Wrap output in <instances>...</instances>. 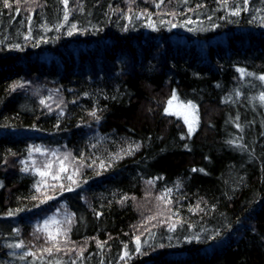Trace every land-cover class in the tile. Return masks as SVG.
<instances>
[{
	"label": "trees",
	"instance_id": "obj_1",
	"mask_svg": "<svg viewBox=\"0 0 264 264\" xmlns=\"http://www.w3.org/2000/svg\"><path fill=\"white\" fill-rule=\"evenodd\" d=\"M7 2L0 264H264V0H68L67 21L62 0ZM37 148L67 171L39 175ZM147 192L171 223L143 227ZM56 211L72 222L41 229Z\"/></svg>",
	"mask_w": 264,
	"mask_h": 264
},
{
	"label": "snow or ice",
	"instance_id": "obj_2",
	"mask_svg": "<svg viewBox=\"0 0 264 264\" xmlns=\"http://www.w3.org/2000/svg\"><path fill=\"white\" fill-rule=\"evenodd\" d=\"M62 2L64 3L65 5V15H64V20L67 21L68 19V11H67V4H68V0H62ZM221 2L227 6V0H221ZM248 3V0H244V4L246 5ZM4 6L5 7H10V5L8 4L7 0H5V3H4ZM245 11L247 10L246 8L244 9ZM17 11H19V9H17ZM239 11L240 9H236L234 11L231 12V15H239ZM188 23H191L192 21H187ZM29 23H31V19L29 17ZM149 26L151 27L152 26V22H151V19L149 18ZM177 25L173 24L172 27H176ZM73 28H75V25H73ZM72 33L69 32V35H71ZM27 38V37H26ZM238 72H240L241 76H251L252 73H247L245 72L244 69H237ZM259 80L261 81H264V75H261L258 77ZM15 87H22V85H16ZM259 101L264 104V92H261L260 96L258 97ZM178 100V97L175 93V91H173L172 93V96L171 98L167 101V107L165 108V113L166 114H169V115H180V116H183L184 118V121L186 124H188L189 126V133L192 132L193 128H192V122L189 120L188 118V113H187V109H194L195 106L191 104V102H188L187 104H182V103H175V101ZM41 103L43 104L44 101L41 100ZM91 115L95 116V112L91 113ZM97 119H99V117H97ZM229 143H232V141H229ZM138 147V146H137ZM35 151L39 152L40 149H35ZM128 152V154H130V150H126ZM89 167H91V165H88ZM51 164H45L43 165V168L42 169H37V173L41 176H46L48 175V169H51ZM100 167L103 168L104 167V163L101 162L100 164ZM22 171H28V168L25 167L23 169H21ZM60 172H66L67 171V168L64 164V161H60V169H59ZM193 171H197V169H193ZM202 171V170H201ZM79 173V169L77 168L75 170V173L74 174H78ZM60 177L57 176V175H54L53 176V179H59ZM69 180L72 181L73 184H77V181L73 179L72 176H68L67 177ZM149 183H151V181H149ZM77 186H79L77 184ZM61 187L63 188L64 185H61ZM39 191V188L37 189ZM68 191H71V187H68L67 188ZM169 192L171 190H168ZM35 199V197H33ZM46 199H52V197H46ZM160 199H164V197H160ZM45 201L44 200H41V203H44ZM198 207V206H197ZM9 215H12V213L10 212ZM99 215V214H98ZM50 221H52V218H49V220H45L44 222V225H43V230H47L48 229V225L50 223ZM55 223V221H52ZM69 223H71V219L69 218L68 220ZM174 228V226H173ZM38 230H41V229H38ZM172 230V229H170ZM62 231H64L66 233V230H61L60 228H57L55 230V233H53L52 231H48L47 232V241L50 242L52 244V247L50 248H45L43 249V251L51 254L52 253V250L53 248H56L57 251H60V249L58 247H56V242H57V238L58 236L61 235ZM198 239V237H197ZM98 243V246L99 247H103V243L101 242H97ZM136 252H140L141 248H140V240H139V237L136 238ZM8 247H15V248H20L21 247V244L17 243V244H14V245H8ZM125 248H127V245H125ZM129 255V253L127 251H125L123 253V255L120 257L121 260L125 259V257H127ZM21 259H23V256H21ZM73 264H75V262H73Z\"/></svg>",
	"mask_w": 264,
	"mask_h": 264
},
{
	"label": "rangeland",
	"instance_id": "obj_3",
	"mask_svg": "<svg viewBox=\"0 0 264 264\" xmlns=\"http://www.w3.org/2000/svg\"><path fill=\"white\" fill-rule=\"evenodd\" d=\"M26 2H29V0H26ZM175 103H182L180 101H175ZM185 104V103H182ZM167 107V106H166ZM195 109H187V113H188V118L189 120L192 122V132H194L195 127H196V121H197V116H196V112L194 111ZM176 117H179L182 122L185 123L183 116L180 115H174ZM186 127L188 129V133H189V126L188 124H186ZM35 155H43V151H39V152H35ZM45 155V156H44ZM43 157H40V160H38V158L36 157V164L38 165V167L40 169L43 168V165L45 164H51V169H48L47 171L49 173H56L59 172L60 169V161H64L65 165H69L71 163V155L70 153L66 150H62V149H52L49 150L46 154H44ZM35 157V156H34ZM149 193V192H147ZM145 193L146 196H143L141 198V200L139 201V206L141 207V214H142V219H141V224H143V227H147L150 225H154V224H165V223H171L170 219H169V214L168 211H166L161 204H158L156 202L157 199L153 198L154 194H147ZM153 199V200H152ZM160 206L155 207L154 202ZM159 201V200H158ZM160 203V202H159ZM52 214V215H50ZM47 217L46 220H49V218H52V222L50 221L49 225H48V229L52 228V227H59V224H66L68 223L69 220V214L67 212H55V213H50ZM45 220L43 221V223L41 224V229H43V225H44ZM70 244H65V246H69ZM70 248V247H69Z\"/></svg>",
	"mask_w": 264,
	"mask_h": 264
}]
</instances>
